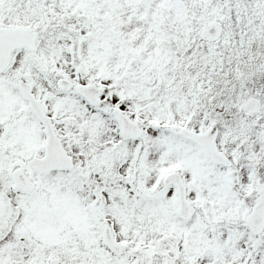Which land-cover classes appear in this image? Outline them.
Here are the masks:
<instances>
[{"label": "snow or ice", "instance_id": "1", "mask_svg": "<svg viewBox=\"0 0 264 264\" xmlns=\"http://www.w3.org/2000/svg\"><path fill=\"white\" fill-rule=\"evenodd\" d=\"M0 264H264V0H0Z\"/></svg>", "mask_w": 264, "mask_h": 264}]
</instances>
